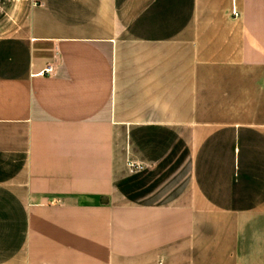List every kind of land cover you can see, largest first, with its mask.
Returning a JSON list of instances; mask_svg holds the SVG:
<instances>
[{
    "label": "crops",
    "instance_id": "obj_1",
    "mask_svg": "<svg viewBox=\"0 0 264 264\" xmlns=\"http://www.w3.org/2000/svg\"><path fill=\"white\" fill-rule=\"evenodd\" d=\"M0 264H264V0H0Z\"/></svg>",
    "mask_w": 264,
    "mask_h": 264
},
{
    "label": "built area",
    "instance_id": "obj_2",
    "mask_svg": "<svg viewBox=\"0 0 264 264\" xmlns=\"http://www.w3.org/2000/svg\"><path fill=\"white\" fill-rule=\"evenodd\" d=\"M54 72H55V67L54 65L51 64L42 73L43 74L45 73L53 74ZM130 165H131L132 170L140 169L143 167L142 165H138L136 163H131Z\"/></svg>",
    "mask_w": 264,
    "mask_h": 264
}]
</instances>
